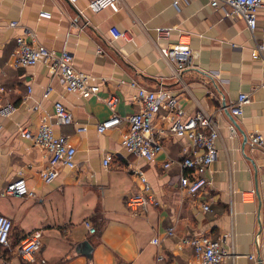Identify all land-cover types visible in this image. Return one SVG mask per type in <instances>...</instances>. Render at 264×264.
<instances>
[{
	"label": "crops",
	"instance_id": "1",
	"mask_svg": "<svg viewBox=\"0 0 264 264\" xmlns=\"http://www.w3.org/2000/svg\"><path fill=\"white\" fill-rule=\"evenodd\" d=\"M120 1L118 12L103 15L88 0H0V82L5 87L0 109L15 106L11 114L0 112V214L13 220L11 247L0 245V264H188L194 247L183 240L203 236L221 239L234 253L225 264H258L251 253L264 261V146L253 145L250 137L255 131L264 134V50L262 57L253 54L257 44H264V18L253 32L243 19L225 17L211 0ZM44 11L51 17L41 16ZM113 26L129 38L113 39ZM159 27L171 29L169 39L159 38ZM181 33L191 36L193 66L178 76L160 44L176 42ZM19 36L56 52L71 51L75 67L88 75L90 84L100 86L98 96L68 91L45 62L16 66ZM123 45L128 58L119 50ZM137 86L164 88L178 96L185 117L236 101L241 92L250 94L242 115H216L218 157L203 175L210 184L193 192L168 186L177 183L182 168L177 163L165 168L167 156L200 153L187 138L168 132L161 138L165 149L147 160L123 146L127 121L98 131L97 125L112 113L105 101L109 95L118 96L121 115L140 110ZM57 101L87 129L58 124ZM43 115L55 134L77 147L76 167L60 166L51 183L41 177L48 151L22 134L37 129ZM108 155L112 160L105 165ZM138 169L145 171L160 200L148 211L135 212L127 204L142 188ZM21 176L35 197L1 195ZM86 220L97 228L95 233ZM170 226L175 233L166 235ZM35 230L42 231L43 246L33 260H24L18 247ZM156 236L161 245L152 242Z\"/></svg>",
	"mask_w": 264,
	"mask_h": 264
},
{
	"label": "built area",
	"instance_id": "2",
	"mask_svg": "<svg viewBox=\"0 0 264 264\" xmlns=\"http://www.w3.org/2000/svg\"><path fill=\"white\" fill-rule=\"evenodd\" d=\"M90 8L96 12L106 15V11L118 12L121 8L120 0H88ZM178 4V1H176ZM211 5L220 10L225 17H239L243 19L251 31H255L260 18H264V0H211ZM43 17H51L49 12H41ZM18 21H12L10 25L17 26ZM158 36L160 39L167 40L171 34L169 27H159ZM113 39H127L126 31L117 26L111 28ZM191 36L181 33L176 42L160 44V52L175 66L178 76L182 72L193 66V53L191 47ZM124 57L130 56L129 50L123 45L119 47ZM264 44L259 43L253 49L255 57H262ZM14 64L19 67L35 65L39 62H45L49 65L55 75H58L70 92L81 93L84 97L97 95L100 86L90 84L86 73L78 70L74 65V54L69 50L56 52L44 45H39L28 41L25 37L19 36L13 53ZM1 76V70H0ZM136 85V83H133ZM137 98L141 104L139 111L130 115H121L116 107L119 102L117 95H109L105 101L111 109L110 116L97 125L99 132H105L117 128L122 122L127 121L130 125L129 130L123 135L122 144L132 154L143 157L147 160H153L165 148L162 143V137L168 132L176 134L178 137L187 138L191 141L193 151H200L195 156H183L174 158L167 156L164 162L165 168H170L177 163L182 168L177 183H170V187H179L183 191L193 192L203 183L210 184V181L203 178L208 171L209 166L216 161L218 150L216 140L219 136V124L217 114L230 112L233 115H242L245 106L250 102V94L241 92L236 99L229 104L206 111L198 109L192 116L185 117V110L178 96L171 94L167 89L159 88L152 90L147 87L137 86ZM30 87V92L32 91ZM52 86L46 89L45 95H49ZM5 87L0 82V92H4ZM15 110V106L9 104L0 112L8 115ZM55 117L58 124H76L78 131H85V125L78 123L71 111L63 102L55 103ZM230 128L235 131V126ZM22 134L30 139L35 145L46 149L50 155L47 166L41 171V177L46 183L55 181L59 174V167L66 166L71 169L76 167L77 147L69 141L64 135L55 134L48 115H43L39 127L35 130L24 129ZM251 142L256 146H264V134L255 131L251 134ZM112 160L108 155L104 159L105 165ZM185 171V172H184ZM187 171V172H186ZM190 171V172H189ZM141 177L142 188L128 197L127 204L132 211L143 209L148 211L150 207L159 206L160 200L157 196L155 187L142 169L137 170ZM196 175L195 179H192ZM1 195H17L22 197H35V189L31 188L24 177L10 182L1 192ZM205 210H211L207 203ZM91 233H95L97 228L90 220L85 221ZM13 229V220L4 214H0V245L11 247V231ZM175 233L174 226L168 227L166 235ZM194 247V257L188 264H225V259L234 253L229 250L221 239L209 236L190 238L183 240ZM152 242L161 245L162 239L156 236ZM43 246V233L41 230H35L27 235L18 247V255L24 260H33L36 252ZM250 259L258 264H264V261L258 258L254 253L249 254ZM158 259H163L159 254Z\"/></svg>",
	"mask_w": 264,
	"mask_h": 264
},
{
	"label": "trees",
	"instance_id": "3",
	"mask_svg": "<svg viewBox=\"0 0 264 264\" xmlns=\"http://www.w3.org/2000/svg\"><path fill=\"white\" fill-rule=\"evenodd\" d=\"M1 246H3V245H1ZM3 247H5V246H3Z\"/></svg>",
	"mask_w": 264,
	"mask_h": 264
},
{
	"label": "water",
	"instance_id": "4",
	"mask_svg": "<svg viewBox=\"0 0 264 264\" xmlns=\"http://www.w3.org/2000/svg\"><path fill=\"white\" fill-rule=\"evenodd\" d=\"M228 113H230V112H228Z\"/></svg>",
	"mask_w": 264,
	"mask_h": 264
}]
</instances>
